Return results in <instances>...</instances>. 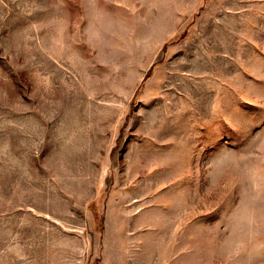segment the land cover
Returning <instances> with one entry per match:
<instances>
[{
  "label": "rangeland",
  "instance_id": "rangeland-1",
  "mask_svg": "<svg viewBox=\"0 0 264 264\" xmlns=\"http://www.w3.org/2000/svg\"><path fill=\"white\" fill-rule=\"evenodd\" d=\"M0 264H264V0H0Z\"/></svg>",
  "mask_w": 264,
  "mask_h": 264
}]
</instances>
